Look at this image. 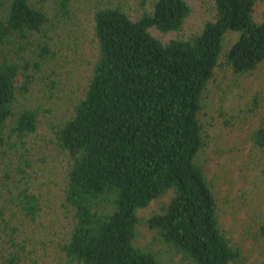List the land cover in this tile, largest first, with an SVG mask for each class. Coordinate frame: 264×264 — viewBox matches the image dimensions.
Segmentation results:
<instances>
[{
	"label": "trees",
	"instance_id": "1",
	"mask_svg": "<svg viewBox=\"0 0 264 264\" xmlns=\"http://www.w3.org/2000/svg\"><path fill=\"white\" fill-rule=\"evenodd\" d=\"M69 2L55 0L60 18L71 19ZM214 2V20L188 39L166 43L149 28L179 30L189 13L185 0H154L152 10L136 19L119 6L95 9L91 75L73 114L54 132L69 164L63 193L72 212L68 236L59 246L62 264H233L237 259L196 164L203 144L198 113L227 31L240 32L226 55L233 72H249L264 60V17L254 20L255 0ZM50 21L29 0H0V198L14 183L13 173L31 167L27 138L37 129L40 109L20 100L37 79L54 86L58 50L47 36ZM252 139L264 149V125ZM14 185L17 192L6 202L35 222L38 196ZM159 201L139 217L140 209ZM4 209L0 206V229L10 251L1 264H20L25 245ZM140 222L164 251L152 242L135 244Z\"/></svg>",
	"mask_w": 264,
	"mask_h": 264
},
{
	"label": "rangeland",
	"instance_id": "2",
	"mask_svg": "<svg viewBox=\"0 0 264 264\" xmlns=\"http://www.w3.org/2000/svg\"><path fill=\"white\" fill-rule=\"evenodd\" d=\"M29 1L50 17L47 36L58 53L53 66L54 86L50 88L37 79L26 98L20 100L22 106L39 107L40 116L36 131L27 138L31 167L25 174L13 173L12 180L38 196L41 210L35 222L17 214V208L5 200L17 192L14 183L6 186L9 191L2 190L0 206L5 207V215L18 229L16 239L24 242L20 264H62L59 246L68 236L72 212L63 193L69 164L55 144L54 132L73 114L74 104L83 96L91 75L97 53L93 13L98 7L119 6L136 19L142 11L152 10L154 0H69L71 19L60 18L55 0ZM185 2L189 13L181 28L161 32L151 27L152 36L163 43L188 39L205 22L214 20V0ZM263 17L264 1L255 0L253 18L261 21ZM239 35L238 31L223 35L217 64L202 92L198 118L203 144L196 164L215 197L220 230L238 253L233 264H264V149L252 139L255 130L264 125V60L249 72H233L226 55ZM160 203L140 209L139 217L147 216ZM152 237L153 233L140 222L135 244L152 242L154 249L164 251V246L153 242ZM9 251L6 231L0 229V264Z\"/></svg>",
	"mask_w": 264,
	"mask_h": 264
}]
</instances>
